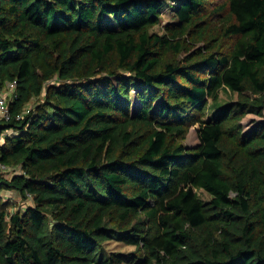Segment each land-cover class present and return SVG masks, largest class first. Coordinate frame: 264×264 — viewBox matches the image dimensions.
<instances>
[{"label": "trees", "instance_id": "1", "mask_svg": "<svg viewBox=\"0 0 264 264\" xmlns=\"http://www.w3.org/2000/svg\"><path fill=\"white\" fill-rule=\"evenodd\" d=\"M15 80L0 264H264V0H0Z\"/></svg>", "mask_w": 264, "mask_h": 264}, {"label": "rangeland", "instance_id": "2", "mask_svg": "<svg viewBox=\"0 0 264 264\" xmlns=\"http://www.w3.org/2000/svg\"><path fill=\"white\" fill-rule=\"evenodd\" d=\"M171 17H172V15L170 13H165L163 15V23L168 21ZM155 30L162 31L161 27H158V26L155 27ZM184 56H185V53L183 52V53H180L178 55H170L169 59L181 60V59H183ZM3 88H4V90H6L7 86H4ZM221 97L223 99H226L228 96L226 94H222ZM44 98H45V92L42 93L40 96H34L32 98V100L29 102V104L26 108L27 109L26 111H29V109H31L32 107L36 108L37 105L42 100H44ZM260 119H262V118L257 116V115L249 114L244 120L245 128L249 129L250 127H252L254 121L260 120ZM197 127H198V125L191 128L186 140H184V143L187 146H189V148H193L199 142ZM8 133H14V131L9 130ZM16 169H17L16 166H10V168L6 171V173H10L12 175L14 172L17 171ZM4 193H6L5 195L9 199L10 203L13 204V205L9 204V206H8V209L11 213L18 211L19 209H23L24 207H26V205L28 203H33L32 196H29V198H23L21 195H15L12 192H4ZM199 193H200L201 197L204 198L205 200L210 197V195H208L206 192L199 191ZM113 237H114V239H111L110 241H108L106 243V249L107 250H120V251H126V252L135 250L134 246L125 245V244H123V242L119 241L120 240V234L118 232H114Z\"/></svg>", "mask_w": 264, "mask_h": 264}, {"label": "built area", "instance_id": "3", "mask_svg": "<svg viewBox=\"0 0 264 264\" xmlns=\"http://www.w3.org/2000/svg\"><path fill=\"white\" fill-rule=\"evenodd\" d=\"M17 90V81L8 82L7 89L1 86L0 81V118H10V100H13L16 96ZM10 168L9 165L0 162V171L6 173V171Z\"/></svg>", "mask_w": 264, "mask_h": 264}]
</instances>
